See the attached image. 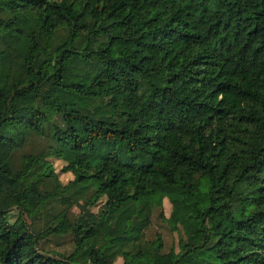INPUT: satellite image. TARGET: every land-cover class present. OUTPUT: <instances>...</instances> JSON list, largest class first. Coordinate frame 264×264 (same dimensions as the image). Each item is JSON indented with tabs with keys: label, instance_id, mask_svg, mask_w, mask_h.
Segmentation results:
<instances>
[{
	"label": "trees",
	"instance_id": "trees-1",
	"mask_svg": "<svg viewBox=\"0 0 264 264\" xmlns=\"http://www.w3.org/2000/svg\"><path fill=\"white\" fill-rule=\"evenodd\" d=\"M180 256L264 264V0H0V264Z\"/></svg>",
	"mask_w": 264,
	"mask_h": 264
},
{
	"label": "rangeland",
	"instance_id": "rangeland-1",
	"mask_svg": "<svg viewBox=\"0 0 264 264\" xmlns=\"http://www.w3.org/2000/svg\"><path fill=\"white\" fill-rule=\"evenodd\" d=\"M50 164L54 170L57 179L60 183L64 184L72 178L69 172H60V168L63 165V162L57 159L50 158ZM151 199L154 202L159 203V208H154L151 213L150 224L144 232V239L151 240L154 238L155 234H158L161 237L163 243V250L166 251L169 248H176L177 242V231L171 230L165 220L168 216L170 205L165 198H162L159 193L153 194ZM146 199L144 197L138 200V204L144 203ZM71 211L76 212L75 207L71 208ZM159 214H162L161 216ZM28 221V220H27ZM41 247L44 250H49V255L57 257V253H67L71 249V236L64 235L59 238H50L41 244ZM40 248V247H38ZM132 264H145L147 262L146 257L139 258L137 260L131 261ZM112 264H121V259L116 258ZM178 264H188L186 257L180 256Z\"/></svg>",
	"mask_w": 264,
	"mask_h": 264
}]
</instances>
